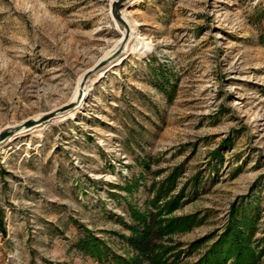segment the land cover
Here are the masks:
<instances>
[{
    "label": "rangeland",
    "instance_id": "1",
    "mask_svg": "<svg viewBox=\"0 0 264 264\" xmlns=\"http://www.w3.org/2000/svg\"><path fill=\"white\" fill-rule=\"evenodd\" d=\"M113 1L0 0V133L75 97L122 36ZM118 12L149 52L126 46L71 117L0 144V264H100L79 249L85 230L132 255L119 217L148 209L151 183L177 166L178 187L197 172L204 184L171 215L205 216L169 237L181 249L221 230L239 196L259 209L253 242L264 235V0H125Z\"/></svg>",
    "mask_w": 264,
    "mask_h": 264
},
{
    "label": "trees",
    "instance_id": "2",
    "mask_svg": "<svg viewBox=\"0 0 264 264\" xmlns=\"http://www.w3.org/2000/svg\"><path fill=\"white\" fill-rule=\"evenodd\" d=\"M227 143V139L223 140L210 156L213 159L220 157ZM181 175L182 167L177 166L161 181L151 183L148 209L141 211L127 204L129 224L119 217L129 231L128 236L119 235V238L132 250V255L113 252L87 230L85 239L78 243L79 249L89 252L100 264H179L181 257L187 258L196 252L197 258L186 264H257V259L264 254V235L253 242L260 213L257 206L244 205L246 196H239L230 205L228 220L221 230L194 240L184 250L181 243L169 239L172 235L188 233L205 221V216L199 213L171 216L204 185L200 172H197L178 187ZM135 183L127 182L126 188L130 190ZM203 247L205 249L200 252Z\"/></svg>",
    "mask_w": 264,
    "mask_h": 264
},
{
    "label": "water",
    "instance_id": "3",
    "mask_svg": "<svg viewBox=\"0 0 264 264\" xmlns=\"http://www.w3.org/2000/svg\"><path fill=\"white\" fill-rule=\"evenodd\" d=\"M125 0H118V2H116V0H114L110 6V13L111 15L116 18V21H118V23H120V33L122 35V33L124 34V36L122 37L121 41L120 39L118 40L117 44H115L111 51V53H109V55H106L105 57H103L102 59H100L99 61H97L98 63L96 65H94L90 70H88L83 76L81 81L79 82L78 85V89L76 90L75 93V97L68 102L67 104L56 108L54 110H51L47 113L42 114L39 118H34V119H27L25 121H23L21 124L19 125H15L9 128L4 129L1 133H0V144L3 143L4 141L8 140L10 137H14L16 135H18L19 133H23L25 131L30 130L33 127L42 125L47 123L48 121L55 119L58 116L64 115L65 113L72 111L75 109V107L79 104V102L83 99V90L85 88V84L88 80V78L93 75L95 72H97L100 69L105 68L112 60H115L116 58H118L121 54H123V52L125 51L126 48V44L128 43L129 40V36H130V29L128 27L127 22L123 19L121 13H119V9L121 8V6L123 5ZM115 4H118V10H113V6ZM120 16V17H119Z\"/></svg>",
    "mask_w": 264,
    "mask_h": 264
},
{
    "label": "bare ground",
    "instance_id": "4",
    "mask_svg": "<svg viewBox=\"0 0 264 264\" xmlns=\"http://www.w3.org/2000/svg\"><path fill=\"white\" fill-rule=\"evenodd\" d=\"M113 10L115 11V10H118V7H117V4H115L114 6H113ZM123 14V13H122ZM123 17V19L127 22V20H126V18L124 17V15L122 16ZM127 24H128V27H129V29H130V36H129V40H128V43L125 45V46H127L128 47V45H133L132 47H131V50L133 51V52H135V55L138 57V58H140V57H143L146 53H148L149 52V49H147L146 50V45H145V43L143 42V39H140V37H139V32H138V30H137V27H136V25H132V27H131V25H129V23L127 22ZM124 36V34L122 33V36H121V38H120V41H121V39H122V37ZM117 44V43H116ZM116 46V45H115ZM114 46V47H115ZM121 60H122V57L120 58V59H118L117 61H116V63L115 64H118V63H120L121 62ZM98 63V62H97ZM96 63V64H97ZM95 64V65H96ZM91 69V68H90ZM87 71H85L82 75H81V78H82V76L86 73ZM105 71H102L101 73H100V76L101 75H103V73H104ZM87 90V87L84 89V92H83V98L85 97V95H86V93H85V91ZM89 91V90H88ZM80 103H81V101H80ZM79 103V104H80ZM79 104L75 107V109H77V107L79 106ZM74 109V110H75ZM72 113H73V111H70V112H68V113H66L65 115H61V116H58V117H56L55 119H53L54 121L55 120H58V119H60V120H58V121H62V120H64L67 116L68 117H71V115H72ZM64 118V119H63ZM47 125H45V126H41L42 128L43 127H46ZM37 127V128H36ZM36 127H33V128H31L29 131H30V133L31 134H36V135H40L41 133V130H42V128H40V127H38V126H36ZM21 134L22 133H19L18 135H16V136H21ZM13 138H11L10 140H12ZM9 140V141H10Z\"/></svg>",
    "mask_w": 264,
    "mask_h": 264
}]
</instances>
